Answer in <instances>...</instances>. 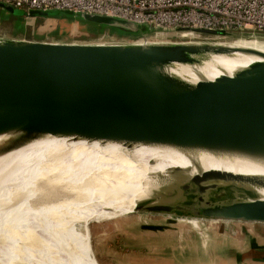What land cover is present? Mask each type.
I'll return each mask as SVG.
<instances>
[{
  "label": "water",
  "instance_id": "water-1",
  "mask_svg": "<svg viewBox=\"0 0 264 264\" xmlns=\"http://www.w3.org/2000/svg\"><path fill=\"white\" fill-rule=\"evenodd\" d=\"M84 17L137 25L103 15ZM194 31L204 35L132 37L127 43L0 37V135L22 142L45 134L120 143L168 138L189 149L264 159V52L228 45L261 42L264 34ZM237 51L263 59L232 75L195 83L167 71L174 62L195 63L207 53ZM225 177L217 171L207 173L212 183L192 177L195 186L184 198L162 209L138 204L133 212L264 224V199L236 180L220 182ZM243 181L264 184L258 177ZM227 184L255 196L227 198Z\"/></svg>",
  "mask_w": 264,
  "mask_h": 264
},
{
  "label": "bare ground",
  "instance_id": "bare-ground-1",
  "mask_svg": "<svg viewBox=\"0 0 264 264\" xmlns=\"http://www.w3.org/2000/svg\"><path fill=\"white\" fill-rule=\"evenodd\" d=\"M185 34L188 33L175 35ZM228 45L264 52V41H235ZM262 59L260 55L240 51L207 53L195 63L174 62L167 71L195 83L222 74L232 75ZM8 148L11 149L0 153V207L19 212L14 225L0 224V243L11 252L13 244L25 242L28 256L23 262L14 256L20 262L16 263L12 254L0 253V264H92L89 234L83 233V223L88 227L86 209L72 193L55 192L51 197L46 180L86 179L76 188L104 189L107 197L113 193L118 197L114 208L128 214L138 204L162 209L171 201L184 198L190 178L212 183L207 178L212 171L225 174L220 182L236 180L264 199V184L243 181L248 177L264 181V159L189 149L168 138L120 143L45 134L22 142L12 140L10 134L0 135V151ZM82 192L78 191L76 196ZM58 221L62 230L55 232L52 228ZM57 251H66L65 257L54 259L53 253Z\"/></svg>",
  "mask_w": 264,
  "mask_h": 264
},
{
  "label": "rangeland",
  "instance_id": "rangeland-1",
  "mask_svg": "<svg viewBox=\"0 0 264 264\" xmlns=\"http://www.w3.org/2000/svg\"><path fill=\"white\" fill-rule=\"evenodd\" d=\"M49 10L57 13L20 15L14 12L29 10L2 3L0 33L6 34L7 28H13L16 31L26 30L36 37L116 43H127L132 37L143 35L176 34L160 30L143 34L140 32L152 28L146 24L125 27L115 22L96 23L86 19L85 13ZM46 181L51 197L55 192L63 195L72 193L76 201L80 205L83 204L82 208L86 209L88 227L83 223V233L89 234L92 264H264V224L191 218L177 214L149 212L128 214L114 208L118 198L115 194L107 197V191L104 189L76 188L78 184L83 185L86 179L70 181L55 178ZM189 184L191 187L195 186L191 182ZM223 187L230 193L227 198L255 196L237 185L227 184ZM78 191H83L78 195L80 198L76 196ZM87 192L89 194H86ZM17 212L19 211L14 208L0 207V224L7 222L14 225L17 221ZM60 225L61 222L58 221L52 229L59 232L62 230ZM58 235L56 237H59ZM7 247L0 243V253L5 252L7 256L8 253L12 254V259L16 263L20 262L15 260L14 256L22 262L28 256L25 242L13 244L11 252ZM65 255L66 251L53 253L54 259H61Z\"/></svg>",
  "mask_w": 264,
  "mask_h": 264
},
{
  "label": "built area",
  "instance_id": "built-area-1",
  "mask_svg": "<svg viewBox=\"0 0 264 264\" xmlns=\"http://www.w3.org/2000/svg\"><path fill=\"white\" fill-rule=\"evenodd\" d=\"M26 10H66L115 17L153 31L202 35L264 34V0H0ZM143 37H148L144 36Z\"/></svg>",
  "mask_w": 264,
  "mask_h": 264
},
{
  "label": "crops",
  "instance_id": "crops-1",
  "mask_svg": "<svg viewBox=\"0 0 264 264\" xmlns=\"http://www.w3.org/2000/svg\"><path fill=\"white\" fill-rule=\"evenodd\" d=\"M0 28H2V27L0 26ZM7 29H8V31H6V34L0 33V37L15 38V39H30V40H62L61 38L36 37L32 33H27L26 30L16 31L13 28L12 29L7 28ZM15 32H17L18 34H15Z\"/></svg>",
  "mask_w": 264,
  "mask_h": 264
}]
</instances>
